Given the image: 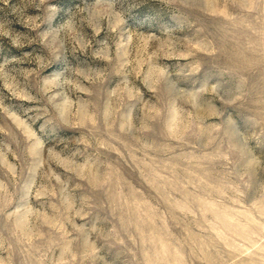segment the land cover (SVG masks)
<instances>
[{
	"label": "rangeland",
	"instance_id": "1",
	"mask_svg": "<svg viewBox=\"0 0 264 264\" xmlns=\"http://www.w3.org/2000/svg\"><path fill=\"white\" fill-rule=\"evenodd\" d=\"M0 264H264V0H0Z\"/></svg>",
	"mask_w": 264,
	"mask_h": 264
}]
</instances>
